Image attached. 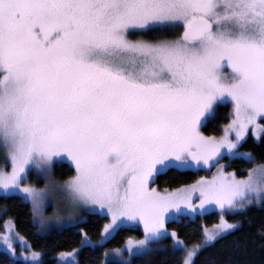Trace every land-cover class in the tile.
<instances>
[{"label": "snow or ice", "instance_id": "snow-or-ice-1", "mask_svg": "<svg viewBox=\"0 0 264 264\" xmlns=\"http://www.w3.org/2000/svg\"><path fill=\"white\" fill-rule=\"evenodd\" d=\"M225 101L222 134L206 135ZM249 131L264 139V0H0V194L21 195L42 227L83 222L81 209L107 216L99 242L81 230L82 247L142 225V238L128 237L109 264L148 256L168 236L184 246L168 228L179 215L221 213L203 245L185 246L183 264L238 231L223 213L264 205V160L241 151ZM225 157L253 167L237 175ZM64 162L72 174L57 177ZM212 168L191 184L154 186L171 170ZM34 170L42 187L28 182ZM5 224L0 242L12 264H42L14 222ZM14 240L29 251L18 254ZM250 243L235 241L242 259L228 264H254ZM78 255L61 251L58 261L79 264Z\"/></svg>", "mask_w": 264, "mask_h": 264}, {"label": "trees", "instance_id": "trees-1", "mask_svg": "<svg viewBox=\"0 0 264 264\" xmlns=\"http://www.w3.org/2000/svg\"><path fill=\"white\" fill-rule=\"evenodd\" d=\"M169 38H174V34ZM231 106L221 104L216 112L209 117L207 126L202 130L206 135H221V129L230 119ZM241 151L253 153L257 159L256 163L264 160V139L256 141L253 137H248L243 142ZM231 167L228 171H236L237 175H246V168L253 167L243 160H230L225 157L223 160ZM65 170L67 175L72 174L68 165L55 166V172ZM202 170H171L157 176L155 186L162 190L164 188H175L184 184H191L200 176H206ZM31 205L17 196H0V233L3 232L5 222L12 220L15 230L23 236L32 250L43 253V264H57L56 257L61 251H71L76 248L79 251V264H103L106 250L122 248L128 237L142 238L140 228H122L118 230L105 244L95 248L81 246V230L86 232L93 242H99L102 237L103 225L108 222V218L99 214H89L86 221L74 227H69L61 231H52L46 235L38 233V228L31 215ZM230 223L240 225L238 231H232L218 239L211 246L205 247L195 257V264H228L230 260L236 261L242 257L234 256V242L247 239L249 242L255 240V244L250 243L253 251L249 252L248 259L254 264H260L264 252L259 248L261 242V231L264 229V205H252L240 213H228L224 215ZM220 222L218 213H211L203 219L196 221L184 219L181 223L170 224V229L175 230L185 244L193 246L200 244L204 228H212ZM0 264H12L8 255L0 252ZM22 264V261H21ZM131 264H183V253L172 247V242L159 244V248L148 256H137Z\"/></svg>", "mask_w": 264, "mask_h": 264}, {"label": "rangeland", "instance_id": "rangeland-1", "mask_svg": "<svg viewBox=\"0 0 264 264\" xmlns=\"http://www.w3.org/2000/svg\"><path fill=\"white\" fill-rule=\"evenodd\" d=\"M230 68H228L227 67V65L225 64L222 68H221V72L223 73V74H225V75H227V74H230ZM223 104H229L230 106H231V104H230V102H227V101H225ZM213 114H211L210 116H212ZM209 116V117H210ZM248 137H253L256 141H259L260 139H258L257 137H255L253 134H252V132L251 131H249V133H248V135L245 137V139L246 138H248ZM6 161H5V159H4V155H3V152H2V150H0V168H3V167H5L6 166ZM220 163H222V164H226L225 162H223V161H220ZM62 164H66V165H68V163L67 162H64V163H60V164H57V165H62ZM57 165H55V166H57ZM7 167L9 168V170H10V164H7ZM202 171H204V172H206L207 173V175L206 176H209V175H211L213 172H215L216 171V169L215 168H212L211 169V171H208V170H205V169H201ZM226 171H228L227 170V168L225 169ZM56 173V175H57V177H60V178H63V177H66L67 176V172L65 171V170H60L59 172H55ZM28 182L29 183H32V184H35L36 186H38V187H42L43 185H44V179H43V177L41 176V175H39V174H37L36 172H35V170L33 171V172H31L30 174H29V177H28ZM155 186V185H154ZM156 187V186H155ZM0 196H5V195H3V194H0ZM8 196H17V197H20V198H22L21 197V195H7L6 197H8ZM24 200V199H23ZM25 202H27L26 200H24ZM27 203H29V202H27ZM30 204V203H29ZM255 205V204H254ZM257 206H261V205H257ZM250 207V206H249ZM52 207H48L47 209H46V211L48 212V213H51L52 212ZM246 210V209H245ZM245 210H243V211H245ZM243 211H240V210H237L235 213H240V212H243ZM218 213L219 215H221V213H220V210L219 209H211L210 211H208L207 213H204L203 215H200V214H196V215H194V216H189V215H179V216H177V218H176V222H169L168 223V228L170 229V224H172V223H181L182 221H184V219H187V220H192V221H196V219H203L205 216H207V215H210L211 213ZM95 214H99V215H102V214H100L99 212H97V213H95ZM226 214H228V212H225V213H223V215H226ZM77 219H80V218H82V220H83V222H76V220H69L67 217H65V218H63V219H61V220H53V221H51V222H49L46 226H41L38 222H35L36 223V226H37V228H38V233L39 234H41V235H46V234H48V233H50V232H52V231H61V230H64V229H66V228H69V227H74V226H77V225H79V224H82V223H84L85 221H86V216L87 215H89V213L87 212V211H84L83 209H81L77 214ZM102 216H104V215H102ZM105 217H107V216H105ZM108 218V217H107ZM109 219V218H108ZM9 221V220H8ZM12 221V220H11ZM122 228H140L141 229V231H142V233H143V228H142V225H140V226H132V225H129V226H125V227H122ZM121 228V229H122ZM213 228V227H212ZM212 228H208V229H212ZM7 230V228H6V224L4 225V229H3V232H5ZM15 230V229H14ZM171 230V229H170ZM204 230V229H203ZM16 231V230H15ZM2 232V233H3ZM232 232V231H231ZM133 238H136V237H133ZM136 239H139V238H136ZM109 240V239H108ZM107 240V241H108ZM182 240V239H181ZM106 241V242H107ZM172 242V247L175 249V250H178V251H181L182 253H183V261H184V258H185V256H186V250H185V246H186V248H188V249H190V248H192L193 246H187L186 244H185V242H184V246H180V247H176L175 246V242L173 241V239H172V237L171 236H168L167 238H164V239H161V240H159L158 242H154L152 245H151V247L153 248V249H157V248H159V244H161V243H164V242ZM203 241H204V236H203V233H202V239H201V241H200V244L201 245H203ZM105 242V243H106ZM105 243H103V244H105ZM214 243V242H213ZM13 246L16 248V250H17V253L19 254L20 252H25V253H27L28 251H29V249L28 248H21V246H20V243H19V241H16V240H14V242H13ZM98 247V246H97ZM124 247V246H123ZM122 247V248H123ZM207 247V246H206ZM205 248V247H204ZM203 248V249H204ZM32 250V249H31ZM113 250L114 249H110V250H106L105 252H108L109 253V257H106L105 255H104V260H103V264H109V259H110V257H111V253L113 252ZM80 251V250H79ZM0 252H4V253H6V251L3 249V246H2V242H0ZM7 254V253H6ZM137 257V256H136ZM135 257H129L128 256V254L127 253H125V255H124V259H126V260H130L131 261V263H132V260L134 259ZM41 261H42V264H43V253H42V256H41ZM195 259V258H194ZM56 260H57V264H60V262L58 261V256L56 257ZM77 260H78V262H79V255H78V257H77ZM117 260H119V258L117 257Z\"/></svg>", "mask_w": 264, "mask_h": 264}]
</instances>
